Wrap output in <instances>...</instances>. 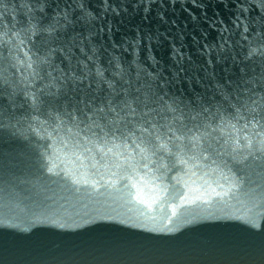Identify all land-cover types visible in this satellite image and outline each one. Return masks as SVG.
<instances>
[{"label":"water","instance_id":"water-1","mask_svg":"<svg viewBox=\"0 0 264 264\" xmlns=\"http://www.w3.org/2000/svg\"><path fill=\"white\" fill-rule=\"evenodd\" d=\"M0 264H264V0H0Z\"/></svg>","mask_w":264,"mask_h":264}]
</instances>
